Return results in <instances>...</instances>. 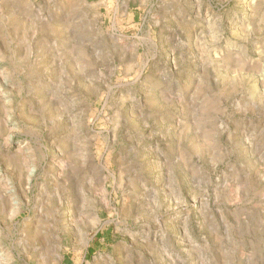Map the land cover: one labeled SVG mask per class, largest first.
<instances>
[{
  "label": "rangeland",
  "instance_id": "rangeland-1",
  "mask_svg": "<svg viewBox=\"0 0 264 264\" xmlns=\"http://www.w3.org/2000/svg\"><path fill=\"white\" fill-rule=\"evenodd\" d=\"M0 264H264V0H0Z\"/></svg>",
  "mask_w": 264,
  "mask_h": 264
}]
</instances>
